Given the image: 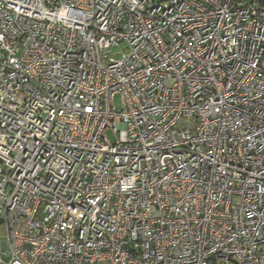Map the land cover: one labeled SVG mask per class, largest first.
Listing matches in <instances>:
<instances>
[{
  "label": "built area",
  "instance_id": "1",
  "mask_svg": "<svg viewBox=\"0 0 264 264\" xmlns=\"http://www.w3.org/2000/svg\"><path fill=\"white\" fill-rule=\"evenodd\" d=\"M0 225V264H264V0H0Z\"/></svg>",
  "mask_w": 264,
  "mask_h": 264
},
{
  "label": "rangeland",
  "instance_id": "2",
  "mask_svg": "<svg viewBox=\"0 0 264 264\" xmlns=\"http://www.w3.org/2000/svg\"><path fill=\"white\" fill-rule=\"evenodd\" d=\"M248 1H251V0H248ZM115 101H116V104L118 105L117 98L115 99ZM107 136H108V138H109L110 141H113V137H112V135L110 133H108ZM2 234H3V228L0 225V235H2Z\"/></svg>",
  "mask_w": 264,
  "mask_h": 264
}]
</instances>
